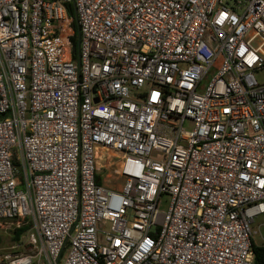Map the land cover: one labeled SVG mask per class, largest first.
<instances>
[{"label": "built area", "instance_id": "built-area-1", "mask_svg": "<svg viewBox=\"0 0 264 264\" xmlns=\"http://www.w3.org/2000/svg\"><path fill=\"white\" fill-rule=\"evenodd\" d=\"M263 215L264 0H0L6 264H257Z\"/></svg>", "mask_w": 264, "mask_h": 264}, {"label": "rangeland", "instance_id": "rangeland-1", "mask_svg": "<svg viewBox=\"0 0 264 264\" xmlns=\"http://www.w3.org/2000/svg\"><path fill=\"white\" fill-rule=\"evenodd\" d=\"M232 1V0H229ZM72 12H73V7ZM74 17V12H73ZM76 29V28H75ZM77 39V36H76ZM103 156L110 155L113 157L112 153L105 152ZM107 165L106 167L104 165ZM116 164V163H115ZM100 170L102 172L104 183L107 187L120 189L122 186V181L118 178L117 167L114 166L113 162H99ZM27 226H29L27 224ZM260 228L261 233L264 235V215L259 216L254 220L253 230L257 231ZM16 222H7L0 224V264H6L7 257L13 256L16 254L26 253L30 250V246L27 240V233L23 234L21 239L18 241L14 240L15 230L18 229ZM255 242L263 244V240L259 235L255 237Z\"/></svg>", "mask_w": 264, "mask_h": 264}, {"label": "trees", "instance_id": "trees-1", "mask_svg": "<svg viewBox=\"0 0 264 264\" xmlns=\"http://www.w3.org/2000/svg\"><path fill=\"white\" fill-rule=\"evenodd\" d=\"M73 15V12H71ZM76 28V29H75ZM78 27L77 24L74 23V30H75V35L77 36L78 31H77ZM76 42V41H75ZM29 226L24 225L18 229L15 230V235H14V240L18 241L21 239L22 235L27 233V231L29 230ZM253 251H254V255H255V262L257 264H264V244H259L257 242L254 241L253 243Z\"/></svg>", "mask_w": 264, "mask_h": 264}, {"label": "water", "instance_id": "water-1", "mask_svg": "<svg viewBox=\"0 0 264 264\" xmlns=\"http://www.w3.org/2000/svg\"><path fill=\"white\" fill-rule=\"evenodd\" d=\"M77 31H78V34H79V32H80V31H79V28L77 29Z\"/></svg>", "mask_w": 264, "mask_h": 264}, {"label": "crops", "instance_id": "crops-1", "mask_svg": "<svg viewBox=\"0 0 264 264\" xmlns=\"http://www.w3.org/2000/svg\"><path fill=\"white\" fill-rule=\"evenodd\" d=\"M263 244H264V242H263Z\"/></svg>", "mask_w": 264, "mask_h": 264}]
</instances>
